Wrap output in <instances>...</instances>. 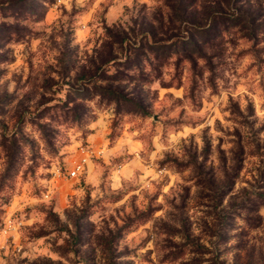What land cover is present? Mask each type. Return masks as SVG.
<instances>
[{
    "label": "clouds",
    "instance_id": "9594fccd",
    "mask_svg": "<svg viewBox=\"0 0 264 264\" xmlns=\"http://www.w3.org/2000/svg\"><path fill=\"white\" fill-rule=\"evenodd\" d=\"M0 264H264V0H0Z\"/></svg>",
    "mask_w": 264,
    "mask_h": 264
},
{
    "label": "rangeland",
    "instance_id": "374dc122",
    "mask_svg": "<svg viewBox=\"0 0 264 264\" xmlns=\"http://www.w3.org/2000/svg\"><path fill=\"white\" fill-rule=\"evenodd\" d=\"M193 40H194V38H193Z\"/></svg>",
    "mask_w": 264,
    "mask_h": 264
}]
</instances>
